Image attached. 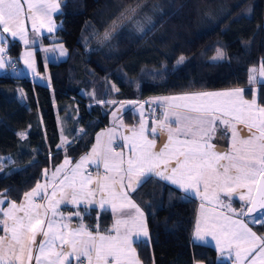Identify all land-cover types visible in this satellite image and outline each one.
Here are the masks:
<instances>
[{
    "label": "trees",
    "instance_id": "obj_1",
    "mask_svg": "<svg viewBox=\"0 0 264 264\" xmlns=\"http://www.w3.org/2000/svg\"><path fill=\"white\" fill-rule=\"evenodd\" d=\"M61 1L56 37L69 58L45 64L37 56L50 88L0 76V157L12 159L0 170V193L9 201L21 202L45 169L87 154L108 126L114 102L236 87L251 97L249 74L264 61V0ZM156 4L161 9L152 27L138 33L136 21ZM21 51L18 41L9 43L18 66ZM219 52L223 59H216ZM258 100L264 105V84ZM130 117L126 113L125 121ZM63 138L70 143L60 147ZM133 198L149 230V240L135 244L142 264H231L213 248L193 243L196 200L157 178ZM100 222L110 226V214L102 213ZM90 223L96 224V215ZM252 229L264 236V224Z\"/></svg>",
    "mask_w": 264,
    "mask_h": 264
},
{
    "label": "snow or ice",
    "instance_id": "obj_2",
    "mask_svg": "<svg viewBox=\"0 0 264 264\" xmlns=\"http://www.w3.org/2000/svg\"><path fill=\"white\" fill-rule=\"evenodd\" d=\"M26 2L25 13L21 0H0L2 32H10L13 38L19 36L25 44L28 43L26 19L31 20L33 31L39 30L38 24L40 28L47 24L48 31H52V12L59 7L55 0ZM2 32L0 41L4 40ZM108 35L105 33L106 37ZM64 54L62 48L61 55ZM223 58V53L219 52L216 59ZM183 60L181 57L177 63ZM4 67L0 59V68ZM261 68L264 76V61ZM254 73L253 69L249 74L250 85L256 82ZM244 92V88L236 87L226 92L164 97L166 110L163 119L154 121L156 126L149 129L141 123L139 131L122 137L128 143L120 147L127 146L130 155L116 151L111 136L107 148L101 149L98 136L91 152L81 157L71 173L65 174L50 194L47 190L50 185L38 182L32 191L24 194L19 206L9 201L5 208V201L0 198V264H141L133 244L141 237H148V231L144 213L129 192H135L153 177L169 181L185 193L199 195L209 204L227 207L233 216L256 213L251 217V223L264 224V105L257 102L255 92L250 90L251 100L244 98ZM218 121L226 129L220 132V138L229 139L230 149H218L211 142ZM237 125H243V128L238 129ZM19 135L25 138V133ZM149 135L153 138L149 139ZM157 137L161 139L159 148ZM89 161L95 164L97 177L101 164L104 168L102 182L97 183L96 189L90 187L95 182L92 174L81 172ZM172 161L175 163L169 168ZM70 163L66 158L50 180L55 182L64 165ZM44 176L47 178V169ZM97 189L102 193L100 209L109 210L105 208L107 204L113 213L127 217L117 218L113 228L106 230V233L114 232L115 235L101 234L98 224L95 230L86 229L83 223L78 228H71L70 218L57 211L61 201H66L78 209L72 215L82 221L79 205L84 202L83 211L88 212ZM238 189H245L238 193L239 199L245 202L239 212L230 203L224 205L219 199L220 192L231 196ZM57 192L60 199H56ZM34 197H40L46 203H37ZM233 216L216 214L206 226V234L217 242L222 253L228 250L229 259L234 255L236 264H243L245 260L248 264H264V238L258 237L245 221ZM37 236H40L39 242ZM194 240L207 242L199 222Z\"/></svg>",
    "mask_w": 264,
    "mask_h": 264
},
{
    "label": "crops",
    "instance_id": "obj_3",
    "mask_svg": "<svg viewBox=\"0 0 264 264\" xmlns=\"http://www.w3.org/2000/svg\"><path fill=\"white\" fill-rule=\"evenodd\" d=\"M55 2L58 4V9L52 12V17H51V22L53 27L52 31H48V25L45 24L44 27L40 28L39 24L37 25L38 31H33L32 30V22L31 20L25 21V28L26 32L25 35L27 37L28 43L25 44L23 40L19 38V36L13 38L11 36L10 32H2V27H0V32H2L4 40L0 41V49H3L2 52H0V59L3 60L5 67L0 68V76H10L11 78L14 79H21V78H28L32 83H35L37 85L49 87V83L42 77V75L38 71V66H37V56L40 54L41 58L45 62V64H52V63H59V62H64L67 61L69 58V52L65 45L60 42V40L56 37L58 31L61 28V23H59L56 18L62 13V4L63 2L61 0H55ZM21 3L25 9V13L27 12V2L26 0H21ZM48 40V42L46 41ZM11 41H18L21 46H22V51L20 55V64L21 66H18L9 56L8 54V46ZM35 41V43H34ZM63 48L65 54L61 55V49ZM28 53H31V55H27ZM29 64L32 65V67H29ZM13 65L16 66V69H13ZM255 70V76H256V82L251 86L252 92L256 93V99L257 102L259 103L258 100V95H259V88L260 85L264 84V76L261 75V64L258 67L253 68ZM252 69V70H253ZM251 70V72H252ZM232 89H223V90H215V91H204V92H226L230 91ZM193 93H201V92H190V93H184V94H174V95H161V96H152L147 98L146 100H138V99H125V100H120L117 102L113 103V109L111 111L110 117H109V124L106 126L104 129L100 130L96 136L94 143L91 147L96 145V140L97 137H100V145L99 147L101 149H106L109 143V136L112 138V147L116 151H123V153L127 156L130 155V149L125 146L121 149L120 145H126L128 142L123 140L122 137L129 135L132 131H139V127L141 123H144L147 128H152L155 125L154 121H159L163 119L164 112L166 110V102L162 100L164 97H178V96H183V95H190ZM244 98L247 100H251L253 96L247 97L246 93L244 92ZM175 111V110H174ZM182 111V110H181ZM130 112L134 118L131 119L128 122L125 121V114ZM157 112V115L155 117H151V113ZM113 113H115V116H113ZM170 119L172 117L170 116ZM173 128H175V124H173ZM238 129L243 128V125H237ZM114 131H111L113 130ZM226 129L223 126L219 125V121L217 122V131L215 133V138L211 141L213 144L217 145L218 149H230V141L227 137L221 139L220 138V132L225 131ZM244 131H247L244 129ZM153 137L149 135V139H152ZM65 139V138H64ZM65 144H67V140L65 139ZM64 144V145H65ZM156 144L157 148L160 147L161 144V139L159 137L156 138ZM91 149L88 151L87 154L91 152ZM85 154V155H87ZM83 155V156H85ZM82 157V156H81ZM81 157L73 162L71 161L70 164L64 165L63 170L58 174L56 181L52 182L50 180L52 173L56 170L57 167L61 166L58 165L56 168L51 169L47 171V178L44 176L43 180L40 182L41 184H48L50 182V186L52 188L48 187V193L50 194L53 190L54 186H59V181L63 179L65 174H70L72 169L75 167L77 163H79ZM93 159H95L93 157ZM175 161H172L168 167L170 168L172 164H174ZM221 163H225V161H222ZM163 167V165H161ZM81 172L84 175H87L89 173L92 174L93 180L95 181L92 185H90L91 188L96 189L97 183L102 182L103 178V173H104V168L101 164L99 168L100 176H96V166L92 161L87 162L86 164L83 165ZM157 178L158 177H153ZM161 180V179H159ZM167 185L171 186L172 188L180 191L186 198L189 199H194L198 202V207H197V213H196V220H195V226H194V232H193V243L195 244H200L204 246H209L213 248L222 262H227L231 264H236L235 256L233 255L232 259L228 258V250L225 249V251L222 253L220 250V247L217 246V242L212 239L211 235L206 234V226L210 225L212 220L214 219L216 214H226L229 216H233V213L229 212L227 207L220 206L218 204L212 203L209 204L206 201L201 200V196L199 195H192L190 193H185L183 189L177 187V185L170 183L169 181L161 180ZM67 183V182H66ZM142 186V185H141ZM140 186V187H141ZM138 187L136 191L140 188ZM33 190V189H32ZM31 190V191H32ZM70 189L68 192L70 193ZM135 191V192H136ZM211 191V190H210ZM245 189H238L237 192H234L231 194V196H226L223 192L219 193V199L220 201L223 202L224 205L231 204V207L234 208L237 212L240 211L241 207L245 205L244 201H241L239 199L238 193L244 192ZM135 192H129V195L135 202L133 198V194ZM0 198H3L5 203L3 207H7L9 200L4 196V194L0 193ZM102 198V193L97 189L96 190V195L93 200V203L88 205V212H84L83 209L85 207L84 202H81L79 205V210H81V215L83 217L82 221L80 217H77L75 215H72V213L76 212L78 209L73 206L70 203H67L66 201H61V203L58 206L57 211L63 212L65 217H69V223L71 228H78L80 227L81 223L85 226L86 229L90 230H95V226L98 224L99 225V232L101 234H111L115 235L114 232H109L106 233V230H110L113 228L115 221L117 218H124L126 219V216H122L120 213H113L110 210L109 205H105L106 209H109L105 211L104 209L99 208V202ZM56 199H60V193L57 192V197ZM35 202L45 204L46 201H43L40 199V197H34ZM23 200L19 203H16L17 206H19ZM136 203V202H135ZM204 204V208L201 209V204ZM137 204V203H136ZM138 205V204H137ZM95 209V210H93ZM142 210V209H141ZM143 211V210H142ZM107 212L110 214L112 222L110 226L106 228H102L100 225V220H101V215L102 213ZM144 213V212H143ZM96 215V224L93 226L90 223L91 216ZM0 217H2V213H0ZM234 219H240L245 221L248 224V227L252 229L254 226L251 223V217L247 216H233ZM144 220L146 223L147 231H148V237H141L140 241H147L149 240V230H148V225H147V220L146 216L144 213ZM201 224L202 228V234L205 236V241H196L194 240V235H195V230L197 223ZM10 223V222H9ZM257 225V224H255ZM129 227H131V222L129 223ZM123 227L121 228V231H123ZM253 232H255L252 229ZM256 233V232H255ZM256 235L258 237L264 238V236H259L257 233ZM135 239V237H133ZM40 236H37V242H39ZM138 241V242H140ZM135 244H133V247L135 249V255L139 259L137 249L135 247ZM258 251V249H257ZM255 255V253H253ZM249 260L251 259V256L248 258ZM140 261V259H139ZM141 262V261H140ZM142 264V263H141ZM195 264H204L201 262H197ZM243 264H248V260L243 261Z\"/></svg>",
    "mask_w": 264,
    "mask_h": 264
},
{
    "label": "rangeland",
    "instance_id": "obj_4",
    "mask_svg": "<svg viewBox=\"0 0 264 264\" xmlns=\"http://www.w3.org/2000/svg\"><path fill=\"white\" fill-rule=\"evenodd\" d=\"M160 9H161L160 4L153 5L152 8L150 7V10H149L150 14L148 13L147 15L144 16V18H142L141 20L136 21V24L134 25V29H136V31L138 33H142V32H145V31L149 30L152 27V25H153L154 16L158 15V13L160 12ZM65 143H66L65 139L63 138L61 140L60 147H64ZM67 143H70V142L67 141ZM63 162H62V164H63ZM11 163H12L11 157H9V156L0 157V166H2V167H0V170H6L7 167L9 165H11ZM62 164H60V165H62ZM48 184L50 185V182ZM49 188H52V186L49 187Z\"/></svg>",
    "mask_w": 264,
    "mask_h": 264
},
{
    "label": "built area",
    "instance_id": "obj_5",
    "mask_svg": "<svg viewBox=\"0 0 264 264\" xmlns=\"http://www.w3.org/2000/svg\"><path fill=\"white\" fill-rule=\"evenodd\" d=\"M13 69H16V66H15V68H13ZM157 115V112H153V113H151V117H155Z\"/></svg>",
    "mask_w": 264,
    "mask_h": 264
},
{
    "label": "water",
    "instance_id": "obj_6",
    "mask_svg": "<svg viewBox=\"0 0 264 264\" xmlns=\"http://www.w3.org/2000/svg\"><path fill=\"white\" fill-rule=\"evenodd\" d=\"M256 213H251L249 214L247 217H252L253 215H255Z\"/></svg>",
    "mask_w": 264,
    "mask_h": 264
}]
</instances>
